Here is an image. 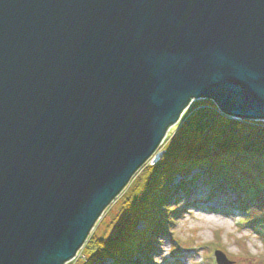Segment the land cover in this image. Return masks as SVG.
I'll use <instances>...</instances> for the list:
<instances>
[{"label": "water", "instance_id": "obj_1", "mask_svg": "<svg viewBox=\"0 0 264 264\" xmlns=\"http://www.w3.org/2000/svg\"><path fill=\"white\" fill-rule=\"evenodd\" d=\"M199 101L264 123V0H0V264L72 262Z\"/></svg>", "mask_w": 264, "mask_h": 264}, {"label": "trees", "instance_id": "obj_2", "mask_svg": "<svg viewBox=\"0 0 264 264\" xmlns=\"http://www.w3.org/2000/svg\"><path fill=\"white\" fill-rule=\"evenodd\" d=\"M193 104L157 162L143 167L117 197L110 219L113 235H89L87 246L84 244L86 256L76 264L106 260L135 264L132 262L141 254L147 258L155 237L176 216L168 204L178 189H185L184 182L174 186L175 180H186L192 173L196 174L194 180L201 177L206 181L213 193L231 192L234 202L250 208L249 221L264 228V124L218 115L210 110L214 107L208 101ZM140 224L144 231L139 230Z\"/></svg>", "mask_w": 264, "mask_h": 264}, {"label": "rangeland", "instance_id": "obj_3", "mask_svg": "<svg viewBox=\"0 0 264 264\" xmlns=\"http://www.w3.org/2000/svg\"><path fill=\"white\" fill-rule=\"evenodd\" d=\"M191 105L178 124L168 131L155 157L144 167L155 164V158L162 154L163 147L183 124L194 104ZM210 110L214 111V109ZM194 175H190L186 180L179 178L175 180L174 186L184 182L185 189L184 192L178 189L168 204V209L175 210L176 216L169 218L171 223L164 234L155 237L154 248L147 258L141 254L132 263L212 264L215 251L220 250L231 264H264V238L245 224L246 218H237L227 211L237 206L236 203L230 202L233 196L208 192L204 180L203 183L191 184L189 180ZM116 203L104 211L91 231L90 238L95 234L113 235L114 226L110 225V219L115 213ZM139 230L144 231L145 226L140 224ZM85 245L74 260L67 264H76L79 259L86 256L84 252L87 245ZM98 264H111V261H101Z\"/></svg>", "mask_w": 264, "mask_h": 264}, {"label": "bare ground", "instance_id": "obj_4", "mask_svg": "<svg viewBox=\"0 0 264 264\" xmlns=\"http://www.w3.org/2000/svg\"><path fill=\"white\" fill-rule=\"evenodd\" d=\"M199 102H201V101H199ZM208 102H210V101H208ZM210 103L213 105L212 102H210ZM213 107H214V108H213L214 111H217V112H218L217 108H216L214 105H213ZM187 110H188V109H187ZM218 113H219V112H218ZM263 124H264V123H263ZM153 158H154V157H153ZM143 167H144V166H143ZM143 167H142L141 169H143ZM141 169H140L139 171H141ZM139 171H138L137 173H139ZM137 173H136L135 175H137ZM134 177H135V176H134ZM134 177H133V178H134ZM133 178H132V179H133ZM132 179H131V180H132ZM116 201H117V198H116L115 200H113V202L109 205V207H110L111 205H114V203H115Z\"/></svg>", "mask_w": 264, "mask_h": 264}]
</instances>
